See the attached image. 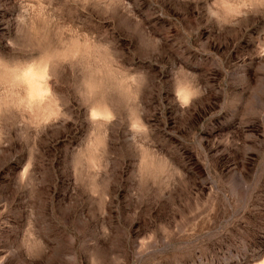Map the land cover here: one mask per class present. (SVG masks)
Here are the masks:
<instances>
[{
	"label": "rangeland",
	"instance_id": "1",
	"mask_svg": "<svg viewBox=\"0 0 264 264\" xmlns=\"http://www.w3.org/2000/svg\"><path fill=\"white\" fill-rule=\"evenodd\" d=\"M0 264H264V0H0Z\"/></svg>",
	"mask_w": 264,
	"mask_h": 264
}]
</instances>
